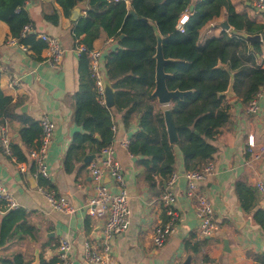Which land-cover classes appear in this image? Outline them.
I'll list each match as a JSON object with an SVG mask.
<instances>
[{
    "label": "crops",
    "instance_id": "crops-1",
    "mask_svg": "<svg viewBox=\"0 0 264 264\" xmlns=\"http://www.w3.org/2000/svg\"><path fill=\"white\" fill-rule=\"evenodd\" d=\"M231 2L237 13L245 14L256 26H264L263 16L255 8L254 0ZM87 5V1L78 3L70 16L64 17L56 0L25 2L24 10L33 23L31 30L35 36L39 33L55 36L65 49L61 63L54 68L48 64L44 50L40 53L29 48L23 51L18 44H8L7 40L12 38L9 28L0 21V91L18 104L16 115L37 123L46 116L55 124L46 156L48 182L51 189L65 196L75 210L71 215L51 210L43 195L36 190L37 178L31 171L28 157L23 163V171H20L22 163L7 157L0 146V183L13 196L18 204L17 209L27 215L26 224L16 228L5 244L0 245V260L21 254L31 264L47 262L57 257L60 240L67 238L72 242L71 264H90L84 257V243L90 239L94 242L99 240L101 222L86 214L93 188L88 163H84L85 158L94 161L97 155L87 154L71 173H65L62 167L72 135L83 132L73 120V95L78 90V55L75 48L84 35L75 38L72 30L77 21L85 16ZM53 11L59 16L56 25L43 18L44 14ZM223 19H226L224 13L201 30V42L221 33L223 29L219 23ZM231 30L230 27L228 31H223L229 34ZM99 32L100 36L93 42L92 49L101 51L104 67L111 46L117 42L106 38L103 29ZM260 35L262 40L256 43L262 51L264 31ZM257 63L264 67V59L259 55ZM12 78L18 80L14 87L9 86ZM105 84L111 87L107 75ZM112 91L114 94L113 88ZM253 98H257L259 110L248 115L245 113L246 102L234 95L226 96L230 118L213 143L216 152L210 161L214 164V174L199 183V190L209 199L214 220L219 224V230L209 239L199 240L196 237L197 220L193 204L185 195L183 159L179 147L173 145L175 170L181 175L174 188L177 222L173 234L160 248H154L152 234L154 227L167 219L165 208L159 201L163 180L154 176L152 182L145 181L139 157L131 155L127 147H123V143L129 141L137 131V115L132 114L127 125H124L121 113H114L112 157L124 173L130 216L127 230L114 241L111 264H183L187 258L190 259L189 264H264V229L253 219L254 211L264 210V201L254 187L257 180H264V156L258 161L252 160L247 147L248 136H253L256 144H264V87ZM171 106L164 107L170 109ZM155 107L159 109L163 106L155 100ZM6 123L11 143L18 144L27 156L28 150L18 137V130L23 125L19 119ZM103 184L111 192L117 191L110 177L105 176ZM243 201L250 206V211L243 209ZM3 215L0 212V221ZM27 226L31 230L25 234ZM186 243L193 246L195 254L187 251Z\"/></svg>",
    "mask_w": 264,
    "mask_h": 264
},
{
    "label": "trees",
    "instance_id": "trees-1",
    "mask_svg": "<svg viewBox=\"0 0 264 264\" xmlns=\"http://www.w3.org/2000/svg\"><path fill=\"white\" fill-rule=\"evenodd\" d=\"M27 0H0V21L4 22L18 43L40 53L44 43L36 39L30 30L21 34L24 26L33 23L24 4ZM87 1L85 16L75 24V38L84 35L79 45L91 50L100 29L106 38H112L118 48L111 50L105 60L107 81L115 90L113 107L107 108L99 102L88 68V56L81 53L77 61L78 90L73 95V120L82 133H74L63 158L65 173H71L75 165L87 154L98 155L101 149L112 144L114 113H121L122 123L127 125L132 114H136L137 131L128 141V152L139 157L144 168L143 177L152 182L154 176L163 181L176 168L173 145L176 144L183 159L184 170H194L210 160L216 152L214 141L223 126L229 121V104L225 93L231 89L235 97L248 102L264 87V67L257 63L261 54L256 43L252 48L241 37L260 34L264 26H256L245 14L235 11L231 0H56L64 17L70 16L73 8ZM132 9L134 19L128 14ZM183 13L189 14L183 32L177 22ZM231 27L229 34L221 31L218 36L200 40V32L215 22L221 14ZM45 21L56 25V11L44 14ZM145 19L146 21H142ZM162 39V53L171 61L164 66L169 74L165 83L168 90L191 91L182 100L170 107V114L178 136L174 144L168 142L164 122V110L155 107L152 97L155 75L156 35ZM17 103L0 91V125L19 119L23 125L18 130L21 144L27 149L35 148L40 138L37 122L15 113ZM12 156L19 163L27 156L18 144H10ZM34 172V166L31 165ZM39 186L52 190L47 180L37 178ZM239 186V185H238ZM237 186V187H238ZM242 207L250 211L243 201ZM26 213L12 209L4 213L0 221V245H4L16 228L26 224ZM254 221L264 229V210L253 213ZM31 229L27 226L25 234ZM195 254L193 246L185 245ZM53 258L39 264H56ZM0 264H31L21 254L0 260Z\"/></svg>",
    "mask_w": 264,
    "mask_h": 264
},
{
    "label": "built area",
    "instance_id": "built-area-1",
    "mask_svg": "<svg viewBox=\"0 0 264 264\" xmlns=\"http://www.w3.org/2000/svg\"><path fill=\"white\" fill-rule=\"evenodd\" d=\"M108 2L123 1L128 5L127 0H106ZM255 8L263 16L264 24V0H254ZM189 14L183 13L177 22V29L183 32V26L187 21ZM32 28L27 25L22 29V35L29 32ZM36 38L44 43V52L48 64L56 67L61 63L65 49L62 47L59 39L46 33L37 34ZM8 44H18L23 50L27 51L28 47L18 43L17 39L9 38ZM76 54L86 53L88 56V68L90 76L94 83V88L99 95V102L105 105L104 86H105V69L101 62L102 53L100 50H86L84 46L77 45ZM260 57L264 59V48ZM18 80L12 78L9 82L10 87L17 85ZM259 110L257 98H252L246 102L245 113L248 115L255 114ZM40 138L35 148L28 150L27 157L34 166V175L36 178L49 180V174L46 165V156L49 146L52 142L55 124L46 116H43L39 123ZM115 133V125L111 127ZM11 138L8 131L7 123L0 125V146L3 153L14 159L11 153ZM128 141L123 143V147H127ZM248 151L252 160L258 161L264 156V144H256L253 136L247 137ZM113 145L103 148L98 153L96 159L88 162V171L91 178L93 195L88 201L86 214L101 222V234L98 242L87 240L84 243V257L90 264H111L110 258L115 239L125 233L129 224L130 208L128 204V194L124 180V173L119 163L113 159ZM25 163V162H24ZM21 164V163H20ZM23 163L20 171H23ZM214 174V164L208 160L201 167L184 171L182 177L185 180V195L193 204V212L197 220L196 237L199 240L209 239L219 230V224L215 222L213 209L209 199L200 192L199 183L207 180ZM108 176L112 179L117 191L111 192L106 185L103 184V178ZM181 175L177 170L172 171L163 181L162 191L159 201L165 208L167 219L156 225L153 229L152 244L154 248H160L167 241L168 237L173 234L177 222V213L175 210L176 195L174 188ZM255 189L261 195L264 201V180H257L254 184ZM36 190L43 195L49 207L53 211H57L66 215L74 213V208L69 204L65 196L56 194L54 190H49L42 186H37ZM18 204L13 199L10 192L0 183V212L5 213L8 210L17 209ZM72 242L67 239H61L57 247L56 264H71L70 253Z\"/></svg>",
    "mask_w": 264,
    "mask_h": 264
},
{
    "label": "water",
    "instance_id": "water-1",
    "mask_svg": "<svg viewBox=\"0 0 264 264\" xmlns=\"http://www.w3.org/2000/svg\"><path fill=\"white\" fill-rule=\"evenodd\" d=\"M128 14L131 15L134 19H137V15L134 13L132 9L128 10ZM142 21H146L145 19H141ZM219 26L225 30L228 31L230 29L229 24L227 23L226 19H223L221 23H219ZM241 37L248 42L249 47L252 48L254 43H260L262 38L260 34H254V35H248L245 33L241 34ZM156 47H155V75H154V89L152 91V97L156 100V102L160 106H169L173 104L176 100H182L184 96L191 93V91H180V90H168L166 87L165 80L169 76L168 73L164 71V66L169 63L170 59H165L162 53V39L159 34L156 35ZM117 47V44H113L111 46V50H115ZM226 96L232 97L234 94L232 93L231 89H228L225 93ZM104 100H105V106L107 108H112L114 101H113V91L112 88L105 84L104 86ZM164 122H165V128L166 133L168 137V142L170 144H174L178 140L177 133L175 131V127L172 121V117L170 114V110L165 109L164 110ZM91 161V158H85L84 163H88ZM94 235V232L92 233V237ZM226 245V243H224ZM227 250V248L225 249ZM37 261V258H36ZM190 259L187 258L183 264H189ZM37 264V262H36Z\"/></svg>",
    "mask_w": 264,
    "mask_h": 264
},
{
    "label": "rangeland",
    "instance_id": "rangeland-1",
    "mask_svg": "<svg viewBox=\"0 0 264 264\" xmlns=\"http://www.w3.org/2000/svg\"><path fill=\"white\" fill-rule=\"evenodd\" d=\"M159 109H161V110H162V109H165V107H164V106H163V107H161V108L159 107Z\"/></svg>",
    "mask_w": 264,
    "mask_h": 264
}]
</instances>
